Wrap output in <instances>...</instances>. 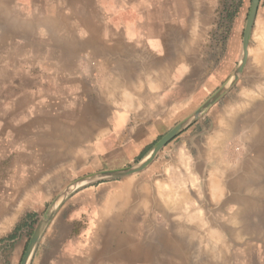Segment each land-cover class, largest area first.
<instances>
[{"label": "crops", "instance_id": "crops-1", "mask_svg": "<svg viewBox=\"0 0 264 264\" xmlns=\"http://www.w3.org/2000/svg\"><path fill=\"white\" fill-rule=\"evenodd\" d=\"M216 5L0 0V206L44 205L79 174L138 162L225 83L241 57L243 19L228 26V7L218 16ZM256 26L264 30L261 0ZM250 40L236 82L147 169L155 174L164 160L184 177L194 224L181 208L165 209L166 181L86 184L64 201L31 264H115L117 254L130 263L136 247L147 249L145 264H218L214 252L225 256L219 264H264V56L263 43ZM217 168L224 179L213 189ZM144 228L139 237L150 241L139 246L132 240ZM99 238L124 242L100 249Z\"/></svg>", "mask_w": 264, "mask_h": 264}, {"label": "rangeland", "instance_id": "rangeland-1", "mask_svg": "<svg viewBox=\"0 0 264 264\" xmlns=\"http://www.w3.org/2000/svg\"><path fill=\"white\" fill-rule=\"evenodd\" d=\"M261 1L264 2V0H261ZM250 3H251V0H217L216 7L218 8V16L222 14V11L225 9V7H228V11L226 13V20H227L228 26H230V24L234 21L235 17L242 16L243 29H244ZM242 36H243V32H242ZM165 158H167V156H165ZM165 163L166 162L162 160L161 163L158 164V170L156 171L155 174H152V175H149L147 173L148 172L147 169L153 164V161L143 170L136 172L134 174H131L129 176L127 175L123 177L99 179V180H95L89 183H85L81 186H84L86 184L105 182V181H123L125 179H128V177L133 178V181L135 182H142V181L143 182H146V181L147 182H151V181L152 182L154 181L155 182H165L166 181L167 183H171L169 182L170 177H171V169ZM128 166L129 165L124 166V167H128ZM124 167H121V168H124ZM99 171H102V170H98L96 172H99ZM96 172H93V173H96ZM89 174H92V173H89ZM89 174H82V175L79 174L75 176L73 179L69 180V183H67L60 191L50 192L47 199L44 201L45 202L44 205H34V206H22L21 205L17 207V206L3 204V206H0V264H20L22 257L24 255V251L27 247V244L30 240V237L32 236L34 229L36 228L38 223L41 221V219H43L46 216L47 211L49 207L51 206V204L53 203V201L55 200V198H57L63 192V190L65 189L67 185ZM79 187L71 190L68 193V195L63 199V201L59 204L52 218L49 220L46 227L44 228L38 241L42 237L45 229L51 223L54 216L56 215V213L58 212V210L64 203V201L67 198H69ZM0 193L3 194L2 192ZM3 195L5 197L6 194L4 193ZM1 196L2 195H0V197ZM36 202L40 203L41 201H36ZM145 230L146 229L144 228L141 233L139 232L138 236H141L142 233L145 232ZM141 237H137V238L134 237L135 239H133L132 241L136 242V244H139V246H140V243L142 244L143 242L150 241V240H146ZM123 242H124L123 239L106 240V239L99 238V239H93L92 245L95 247H99L100 249L104 247L108 249L113 244L115 245V247L120 244L123 245ZM212 242L215 244V250H217L218 249L217 247L219 246L218 241L213 240ZM17 245H19L18 252H17ZM201 248H202L201 250H205V247H201ZM34 250H33V253H34ZM33 253L29 261L27 262V264H31V258L33 256ZM146 254H147V251L145 250L144 247L142 248L136 247L134 250H132V256H131L132 259L130 263H127L126 261H124L122 255L117 254L115 264H145L146 256L144 255ZM220 257H221L220 254L214 253V255H211L210 261L213 263H218V264L225 262V256H222L221 258ZM194 258H195L194 259L195 262L203 261V259L199 255H196ZM230 260H231V256H228V262ZM226 262H227V259H226Z\"/></svg>", "mask_w": 264, "mask_h": 264}, {"label": "water", "instance_id": "water-1", "mask_svg": "<svg viewBox=\"0 0 264 264\" xmlns=\"http://www.w3.org/2000/svg\"><path fill=\"white\" fill-rule=\"evenodd\" d=\"M259 5V0H251L249 10L247 13L244 29H243V36H242V52L241 57L237 66L234 68L233 72L231 73L228 80L223 83L216 91H214L205 101L201 103L199 107H197L186 119L179 122L177 125L172 127L168 132H166L152 147L149 155L143 157L136 163L129 165L128 167L124 168H117V169H106L96 173H92L81 177L69 185L65 187L63 192L55 198L51 206L49 207L46 216L41 219L38 223L36 228L34 229L32 236L27 244V247L24 251V255L20 264H27L29 261L33 250L37 244L39 237L41 236L44 228L46 227L49 220L52 218L53 214L55 213L56 208L59 204L63 201V199L68 195V193L85 184L99 179H108V178H116V177H123L127 175L134 174L146 168L156 157L159 150L164 147L171 139H173L180 131H182L186 126L197 120L211 105H213L237 80L238 75L240 74L246 59H247V47L249 45L250 35L253 29L254 19L257 12V8Z\"/></svg>", "mask_w": 264, "mask_h": 264}, {"label": "bare ground", "instance_id": "bare-ground-1", "mask_svg": "<svg viewBox=\"0 0 264 264\" xmlns=\"http://www.w3.org/2000/svg\"><path fill=\"white\" fill-rule=\"evenodd\" d=\"M194 11V10H193ZM193 18V17H192ZM196 24V23H195ZM194 24V25H195ZM196 26V25H195ZM257 28L255 29V30H253V36L255 37V38H257V39H259L262 43H263V46H264V30H262L259 26H256ZM193 28V27H192ZM192 31V30H191ZM192 33H193V31H192ZM191 33V34H192ZM181 41V40H180ZM251 41V40H250ZM259 42V41H258ZM166 44V43H165ZM263 46H262V48H261V50H260V55H262V56H264V48H263ZM248 48H249V46L247 47V55H248ZM118 50V49H117ZM255 51H257V50H255ZM174 53V52H173ZM257 53V52H256ZM105 54H106V52H105ZM255 54V53H254ZM257 55H259V51H258V53H257ZM133 60V59H132ZM112 81V80H111ZM135 84V83H134ZM116 85V84H115ZM112 86V85H111ZM152 87V86H151ZM111 88V87H110ZM122 88V87H121ZM259 88H261V87H259ZM119 90V89H118ZM125 91V90H124ZM264 91V90H263ZM263 91H261V92H263ZM114 92V91H113ZM119 92V91H118ZM120 93V92H119ZM245 94V93H244ZM248 94V93H247ZM250 94V93H249ZM248 94V95H249ZM113 95V94H112ZM116 95V94H115ZM120 95L121 94H119V97H120ZM259 95V94H258ZM122 97H123V95H121ZM252 96V95H251ZM115 97V96H114ZM117 97V96H116ZM246 97V96H245ZM248 99H250L249 97H247ZM253 97H251V99H252ZM262 101H264V100H262ZM246 102V101H245ZM250 101H248V103H249ZM240 106H242V105H240ZM249 106V105H248ZM94 107H96V106H94ZM258 108V107H257ZM242 109V108H241ZM94 111V110H93ZM244 111V110H243ZM234 112V111H233ZM238 112V111H237ZM240 112V111H239ZM235 113V112H234ZM96 114V113H95ZM241 114V113H240ZM247 114V113H246ZM233 116H234V114H232ZM231 115V116H232ZM256 115H257V113H256ZM238 116V115H237ZM235 117V116H234ZM239 117V116H238ZM232 118V117H231ZM234 119V118H233ZM255 119V118H254ZM226 121V120H225ZM224 123H226V122H224ZM232 131V130H231ZM228 132V131H227ZM215 134V133H214ZM220 134V133H219ZM229 134V133H228ZM219 137V136H218ZM215 140V139H214ZM213 140V141H214ZM220 140H221V138H220ZM219 143V141L218 140H216V142H213V144L215 143ZM214 144V145H215ZM220 144V143H219ZM213 145V146H214ZM230 145V144H229ZM235 147V146H234ZM152 149V148H151ZM218 150H219V147H218ZM150 152V151H149ZM148 152V153H149ZM146 154L145 155V157L146 156H148L149 154ZM66 158V157H65ZM74 158V157H73ZM185 158V157H184ZM220 158V157H219ZM183 159V158H182ZM186 159V158H185ZM213 159V158H212ZM66 160V159H65ZM221 160V159H220ZM62 161V160H61ZM70 161V160H69ZM184 161V160H183ZM219 161V160H218ZM220 162V161H219ZM223 162V161H222ZM187 163V162H186ZM217 164H219L220 165V163H217ZM216 164V165H217ZM52 165V164H51ZM183 165V164H182ZM185 165V164H184ZM183 165V166H184ZM216 165H214V167L216 166ZM223 165V164H222ZM60 166V165H59ZM212 166V165H211ZM175 167V166H174ZM185 167V166H184ZM183 167V168H184ZM164 168H166V167H164ZM171 168H172V166H171ZM177 168V167H176ZM176 168H174V169H176ZM169 169V168H168ZM187 169V167L185 168V170ZM215 169V168H214ZM218 169V168H217ZM223 170L222 168H219L217 171H215V172H213V171H211V172H213V173H215L216 175H218V174H221V173H219V171H221V170ZM249 169V168H248ZM179 170V169H178ZM213 170V169H212ZM166 171V170H165ZM170 171V170H169ZM180 171V170H179ZM55 172V171H54ZM174 172V171H173ZM178 172V171H177ZM190 172V171H189ZM188 172V173H189ZM221 172H223V171H221ZM45 174V173H44ZM190 174V173H189ZM185 175V174H184ZM212 175V174H211ZM129 176V175H128ZM219 176H221V175H218L217 177L216 176H214V182H213V179H211L212 180V182L213 183H211L212 184V186H214V188L213 189H220L219 188V184H221L220 183V181L222 180V179H224L223 177H219ZM189 177V176H188ZM184 178V177H183ZM183 178L181 177V175L179 174V173H174V175L172 174L171 175V177H170V180H169V182H171V183H169V184H164V185H162L161 187H159L160 189H159V194H158V198L160 199V201H162L163 202V205H164V207H165V209L166 210H168V212H170V211H173V210H177V208H181L182 209V211H180L179 213H178V215H179V217H181L182 216V214L185 212H187V209H188V204L190 203V204H193V201H192V198H191V196L188 194V192H187V189H186V187H184L185 186V184H184V180H183ZM190 178H191V176L189 177V180H190ZM220 178H222V179H219ZM128 179H129V177H128ZM121 180V179H120ZM127 181V180H126ZM191 181H193V183L192 184H194L195 185V183H194V180L191 178ZM191 181H190V183H191ZM130 182V181H129ZM252 186V185H251ZM125 187V186H124ZM248 188V187H247ZM158 189V188H157ZM196 189V188H195ZM212 189V188H211ZM212 189V190H213ZM248 190V189H247ZM157 191V190H156ZM214 191H216V190H214ZM213 191V192H214ZM217 191H219V192H221L220 190H217ZM219 192H217L218 194H221V193H219ZM118 193V192H117ZM123 193H124V191H123ZM122 193V194H123ZM216 193V194H217ZM213 194H215V193H213ZM212 193H211V195H213ZM119 196H121V193H120V195ZM215 196V195H214ZM217 196H219V195H217ZM125 197V196H124ZM124 197L123 198H121V199H124ZM217 198V197H216ZM115 199V198H114ZM119 199V198H118ZM113 200V199H112ZM154 200V199H153ZM123 201V200H122ZM148 202V201H147ZM112 203V202H111ZM119 203H121L120 201H119ZM123 203V202H122ZM125 203V202H124ZM180 204H182V205H180ZM143 205V204H142ZM143 207V206H142ZM144 207H145V205H144ZM155 207V206H154ZM159 208V207H158ZM142 209V208H141ZM180 210V209H179ZM173 213V212H172ZM198 213H200V212H198ZM202 213V212H201ZM167 214V213H166ZM169 214H171V213H168V215ZM142 215V214H141ZM202 215V214H201ZM139 216V215H138ZM166 217H167V215H165ZM139 218V217H138ZM171 218V217H170ZM137 219V218H136ZM135 219V220H136ZM145 219V218H144ZM168 219V218H167ZM183 219V218H182ZM134 220V221H135ZM139 220H141V219H139ZM169 220V219H168ZM184 220H191V223L190 224H192V222L194 221V219H193V217H192V215H189V213L187 214H185L184 215ZM138 221V220H137ZM138 223V222H137ZM168 223V222H167ZM143 224V223H142ZM194 224V223H193ZM192 224V225H193ZM156 225V224H155ZM138 226V225H137ZM137 226H136V228H137ZM154 226V225H153ZM157 226V225H156ZM170 226V228H168V229H170V232H171V230L173 229V227H172V225L171 224H169L167 227H169ZM189 226V225H188ZM198 226H199V224H198ZM201 226V225H200ZM140 227V226H139ZM144 227V226H143ZM162 227V226H161ZM180 227H186V226H180ZM180 227H176L175 226V229L178 231L179 229H181ZM196 228V227H195ZM212 228V227H211ZM167 229V228H166ZM165 229V230H166ZM185 229V230H184ZM216 229V228H215ZM154 230H155V228H154ZM174 230V229H173ZM182 230V229H181ZM184 230V231H183ZM183 230H182V232L184 233H187L186 231H188V230H186V228H183ZM217 230V229H216ZM157 231V230H156ZM168 231V230H167ZM180 231V230H179ZM196 231V230H195ZM147 232V231H146ZM162 232V231H161ZM176 233V231L174 230L173 231V233ZM217 233H220V231L219 232H217V231H215L214 230V228H213V230L212 231H210L209 230V235L211 236V237H214V239H218V240H216V241H219L220 239H219V236H218V234ZM164 234H165V232H164ZM171 234H172V232H171ZM180 234H181V232H180ZM188 234V233H187ZM207 234V233H206ZM172 235H174V234H172ZM175 235H177V234H175ZM143 236V235H142ZM208 236V235H207ZM139 237V236H138ZM184 237H186V236H184ZM216 237V238H215ZM173 238V237H172ZM209 239H210V237H209ZM200 240V239H199ZM212 240V239H211ZM170 241V240H169ZM182 241V240H181ZM203 241V240H202ZM205 241V240H204ZM201 242V241H200ZM208 245L207 243H205L204 242V245ZM205 245V246H206ZM172 246H174V245H172ZM193 246V245H192ZM209 247H214V250H215V246H212V245H210ZM211 249H213V248H211ZM147 250V249H146ZM212 252H213V250H212ZM215 253V252H214ZM213 253V254H214ZM212 254V253H211ZM212 254V255H213ZM194 255V254H193ZM213 257V256H212ZM191 258V257H190ZM219 258V257H218Z\"/></svg>", "mask_w": 264, "mask_h": 264}]
</instances>
